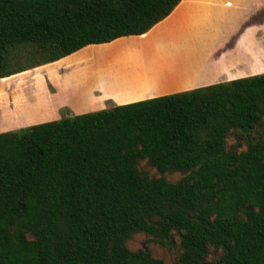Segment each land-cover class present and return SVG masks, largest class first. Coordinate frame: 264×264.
Returning <instances> with one entry per match:
<instances>
[{"label": "trees", "instance_id": "trees-1", "mask_svg": "<svg viewBox=\"0 0 264 264\" xmlns=\"http://www.w3.org/2000/svg\"><path fill=\"white\" fill-rule=\"evenodd\" d=\"M180 1L0 0V79ZM138 232L177 264H264V73L0 132V264H164Z\"/></svg>", "mask_w": 264, "mask_h": 264}, {"label": "crops", "instance_id": "crops-1", "mask_svg": "<svg viewBox=\"0 0 264 264\" xmlns=\"http://www.w3.org/2000/svg\"><path fill=\"white\" fill-rule=\"evenodd\" d=\"M120 38L135 40L101 54L86 75L82 100H54L56 83L44 73L51 105L34 110L37 120L27 124L0 111V132L264 73V0H181L146 33ZM46 79L55 84L52 90Z\"/></svg>", "mask_w": 264, "mask_h": 264}, {"label": "rangeland", "instance_id": "rangeland-1", "mask_svg": "<svg viewBox=\"0 0 264 264\" xmlns=\"http://www.w3.org/2000/svg\"><path fill=\"white\" fill-rule=\"evenodd\" d=\"M133 40L135 39H115L111 44L104 43L102 48L88 46L80 50L76 56H68L59 61L47 63L48 66L30 68L0 79V111L3 118L11 116L18 123H31L37 120L36 117L31 115L34 110L51 105V99L47 98L43 91L42 82L44 73H47L56 83L57 98L54 100L61 102L69 101L70 95L73 99L82 100L83 95L86 93L85 88L88 89L87 84L89 83L86 75L89 74L92 66L101 61V54L107 56L109 51ZM96 45L92 44L91 46ZM101 49H103L102 52ZM87 56L91 57L89 62L85 60ZM33 60V58L24 57L21 60L12 62V67H27ZM82 74L84 75L83 78L80 77ZM59 81L63 82L60 83ZM45 82L50 90L54 88L55 84L49 79H46ZM10 106H12V109L9 112ZM232 142L233 139L230 137L227 143L230 144ZM139 169L141 170L140 172L147 174L149 177L164 176L172 181L182 176V173L179 171H168L161 174L145 161L140 162ZM147 238L148 236L145 233L138 232L133 234L126 241V244L133 250L146 245L154 257L163 259L164 264H177L176 248L168 250L152 242L146 244Z\"/></svg>", "mask_w": 264, "mask_h": 264}, {"label": "water", "instance_id": "water-1", "mask_svg": "<svg viewBox=\"0 0 264 264\" xmlns=\"http://www.w3.org/2000/svg\"><path fill=\"white\" fill-rule=\"evenodd\" d=\"M70 115H71L70 113L66 114V116H70Z\"/></svg>", "mask_w": 264, "mask_h": 264}]
</instances>
